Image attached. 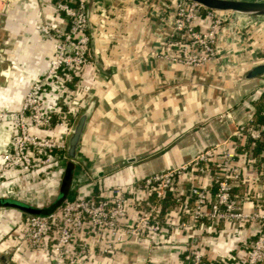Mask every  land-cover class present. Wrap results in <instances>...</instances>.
Segmentation results:
<instances>
[{
	"label": "crops",
	"instance_id": "0c3cea01",
	"mask_svg": "<svg viewBox=\"0 0 264 264\" xmlns=\"http://www.w3.org/2000/svg\"><path fill=\"white\" fill-rule=\"evenodd\" d=\"M56 1L0 0V9L7 11L0 16L1 109L20 107L27 89L48 67L55 41L43 38L39 26L45 21L58 26L68 22ZM87 6L93 64L84 74L82 112L91 109L76 156H68L67 147V158L55 152L49 166L29 172L13 168L0 176V264L40 263L18 235L29 208L48 206L59 197L69 162L66 197L108 195L114 185L131 189L134 181L178 166L224 139L234 143L236 125L264 115V73L247 75L253 65L264 62V14L255 15L259 22L247 27L241 41L223 39L219 57L190 65L160 54L170 27L156 14L158 0H88ZM162 11L167 15L171 10ZM200 23L207 27L205 20ZM12 127L11 117L0 118V152L8 147ZM250 145L248 160L237 161L248 180L232 191L246 210L264 212V140ZM186 187L183 181L184 192ZM211 191L213 195L214 186ZM261 229L264 220L259 219L220 221L212 232L170 229L154 246L146 237L129 239L118 256L140 263L181 264L184 247L193 237L206 264L228 258L243 261ZM81 233L98 244L106 232L87 228ZM110 261L98 255L88 264Z\"/></svg>",
	"mask_w": 264,
	"mask_h": 264
},
{
	"label": "built area",
	"instance_id": "2783aa9c",
	"mask_svg": "<svg viewBox=\"0 0 264 264\" xmlns=\"http://www.w3.org/2000/svg\"><path fill=\"white\" fill-rule=\"evenodd\" d=\"M158 1L156 14L163 16L170 27L160 54L190 65L219 57L223 39L241 41L247 26L259 22L255 15L205 8L192 0ZM87 3L88 0H57L55 7L67 17V24H40L41 36L55 41L54 54L48 67L25 92L20 107L0 108V118L9 116L13 123L8 147L0 152V176L13 168L29 172L49 166L55 152L67 158L68 136L83 109L84 74L93 64L88 53ZM162 9L171 11L164 15ZM6 12L0 9V16ZM203 20L208 23L205 28H201ZM261 85L264 91V81ZM233 136L234 143L224 139L205 147L178 166L134 181L131 189L114 185L108 195L76 193L47 214L30 212L23 220L19 242L45 264H88L98 255L111 259L106 264H149L119 257L124 251L122 244L146 237L154 246L170 229L212 232L220 221L264 220V212L258 208L246 210L242 198L232 191L234 185L248 180L237 161L241 157L248 160L250 144L264 140V124L249 119L236 125ZM205 177H209L208 181ZM183 181L187 183L185 192ZM167 201L169 205L165 206ZM87 228L105 231L102 241L91 244L87 233H81ZM53 230L57 233H51ZM41 261L39 264H43ZM263 262L261 229L245 260L228 258L219 264ZM181 264H206L202 248L193 237L184 247Z\"/></svg>",
	"mask_w": 264,
	"mask_h": 264
},
{
	"label": "water",
	"instance_id": "95a60500",
	"mask_svg": "<svg viewBox=\"0 0 264 264\" xmlns=\"http://www.w3.org/2000/svg\"><path fill=\"white\" fill-rule=\"evenodd\" d=\"M200 5H202L205 8H214V9H226V10H234L237 12L245 13V14H251V15H257V14H264V0H192ZM3 58L2 52H0V60ZM4 72V71H3ZM264 73V62L257 63L253 65V67L248 71V76H255L260 75ZM91 107L88 106L77 118L74 127L72 129V132L68 139V149L69 154L71 157L76 156L78 142L81 136V133L83 131V128L85 126V123L87 121V118L89 116ZM66 197L61 198L62 201ZM62 201H59L57 204H53L51 207H31L27 208V206H21L18 203H12L13 205H18L25 210L28 209L29 212L32 213H43L47 214L54 210L56 207H58Z\"/></svg>",
	"mask_w": 264,
	"mask_h": 264
},
{
	"label": "trees",
	"instance_id": "16d2710c",
	"mask_svg": "<svg viewBox=\"0 0 264 264\" xmlns=\"http://www.w3.org/2000/svg\"><path fill=\"white\" fill-rule=\"evenodd\" d=\"M257 118L259 120H264V115H259V117H257ZM258 119H256V120H258ZM68 156H71L69 154V149H68ZM71 172H72V163L69 162L68 165H67L66 172H65V174L63 176V179H62L59 197L53 203H51L50 205H48L47 207H51L53 204H57L59 201H62L61 198L66 197L68 195L69 182H70V178H71ZM4 202L12 203V201H9V200H6ZM0 204H1V200H0Z\"/></svg>",
	"mask_w": 264,
	"mask_h": 264
},
{
	"label": "rangeland",
	"instance_id": "374dc122",
	"mask_svg": "<svg viewBox=\"0 0 264 264\" xmlns=\"http://www.w3.org/2000/svg\"><path fill=\"white\" fill-rule=\"evenodd\" d=\"M248 27V26H247ZM72 195H70L69 197H71Z\"/></svg>",
	"mask_w": 264,
	"mask_h": 264
}]
</instances>
